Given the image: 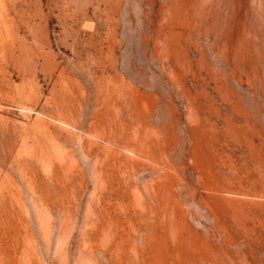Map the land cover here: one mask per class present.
Listing matches in <instances>:
<instances>
[{"label":"rangeland","instance_id":"rangeland-1","mask_svg":"<svg viewBox=\"0 0 264 264\" xmlns=\"http://www.w3.org/2000/svg\"><path fill=\"white\" fill-rule=\"evenodd\" d=\"M0 264H264V0H0Z\"/></svg>","mask_w":264,"mask_h":264},{"label":"bare ground","instance_id":"bare-ground-1","mask_svg":"<svg viewBox=\"0 0 264 264\" xmlns=\"http://www.w3.org/2000/svg\"><path fill=\"white\" fill-rule=\"evenodd\" d=\"M246 119V118H245ZM257 123V122H256ZM239 124V123H238ZM228 125V124H227ZM256 125V124H255ZM242 127V126H241ZM237 129V128H236ZM260 129V128H259ZM253 138V137H252ZM245 139H246V142H247V144H248V147L249 148H251V149H254V147L253 146H251V144H252V142H251V140L249 139V138H247V136L245 137ZM256 146V145H255ZM258 166L260 165V164H257ZM210 185H212V184H210ZM164 188H166V187H164ZM162 190H163V186H161V185H158L157 187H156V189H155V191H154V193H158V194H160L161 195V193H162ZM207 190V189H206ZM214 193H210V194H208V195H212L213 197H214V195H213ZM200 196V195H199ZM202 196V195H201ZM205 197H208V196H205ZM210 198V197H209ZM213 199V198H212ZM218 200V199H217ZM172 202V201H171ZM215 205V204H214ZM178 209H179V207H178ZM180 210H181V208H180ZM217 210H218V208L216 207V211L214 212V214L215 213H217ZM201 243H202V245H203V247H208L209 245H208V242L206 241V240H204V241H201Z\"/></svg>","mask_w":264,"mask_h":264}]
</instances>
